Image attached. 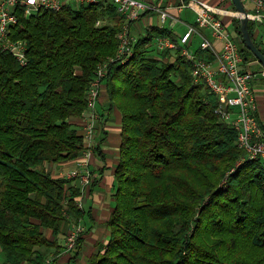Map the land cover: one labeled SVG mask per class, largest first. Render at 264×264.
<instances>
[{
    "label": "trees",
    "instance_id": "16d2710c",
    "mask_svg": "<svg viewBox=\"0 0 264 264\" xmlns=\"http://www.w3.org/2000/svg\"><path fill=\"white\" fill-rule=\"evenodd\" d=\"M118 17L105 0L18 11L13 38L26 41L28 62L0 51V264H55L59 234L90 215L78 204V176L54 177L48 165L85 150L71 119L87 109L98 65L116 55L125 23ZM233 22L244 61H257L237 15ZM248 26L264 54L250 16ZM166 35L152 26L126 62L108 67V107L122 114V141L108 242L87 264H264V162H240L238 132L194 82L191 61L153 55L152 40Z\"/></svg>",
    "mask_w": 264,
    "mask_h": 264
},
{
    "label": "built area",
    "instance_id": "2783aa9c",
    "mask_svg": "<svg viewBox=\"0 0 264 264\" xmlns=\"http://www.w3.org/2000/svg\"><path fill=\"white\" fill-rule=\"evenodd\" d=\"M102 0H0V51L11 53L24 66L28 62L27 43L23 39L13 38V27L18 23V11L21 9L25 16H30L40 9L60 11L66 6L78 8L82 5L97 4ZM116 6L119 16L124 20V26L118 33V49L115 57L100 63L96 69L87 92V109L83 115L85 119L83 138L85 150L77 158L80 163L71 173L83 179V189L91 184L92 174L88 169L89 159L97 145V104L105 88V77L111 62L121 60L126 62L134 53V43L137 41L131 31L130 23L139 20L146 12L157 10L162 23L171 16L169 9H161L157 5H148L142 0H105ZM248 4V14L254 20L264 19V0H241ZM176 9L191 10L195 15V23L188 24L180 42L170 36H160L156 48L161 56L171 50H178L181 56L192 62L191 74L194 82L203 83L208 91L215 95L218 105L216 113L222 120L228 122L238 132V146L245 155L240 162L254 158H261L264 162V131L257 117L258 101L253 86L255 71L250 69L251 63H246L240 51L237 36L228 28L217 15L218 12L207 3L200 0H180ZM237 15V14H236ZM208 34V35H207ZM199 36L200 49L211 51L215 59L198 57L189 48L195 37ZM221 41L218 48L216 41ZM157 58V57H156ZM159 58V57H158ZM84 167V168H83ZM83 195L78 199L80 207L84 204ZM84 226L82 223L74 226L67 235L68 250L77 246V240Z\"/></svg>",
    "mask_w": 264,
    "mask_h": 264
},
{
    "label": "crops",
    "instance_id": "0c3cea01",
    "mask_svg": "<svg viewBox=\"0 0 264 264\" xmlns=\"http://www.w3.org/2000/svg\"><path fill=\"white\" fill-rule=\"evenodd\" d=\"M148 5H157L161 9L168 8L171 16L165 23H162L160 19V13L157 10H150L146 12L139 20L130 23V31L135 38H139L148 33L152 26H158L168 28L171 30V38L180 42V39L184 32L187 30L188 24L195 23V15L189 9H183L181 11L176 9V4L180 3V0H142ZM207 3L212 8L217 10L218 16L225 22L228 28L236 35L233 27V20L236 17V12L233 6L228 0H200ZM121 16L118 17V19ZM122 21L124 19L122 18ZM256 34L259 42L264 46V19L256 20ZM208 35V34H207ZM237 36V35H236ZM160 36L154 37V45L151 47L154 56L161 58L156 48L157 39ZM199 41V44L197 43ZM200 37L194 38L189 50L197 54L200 49ZM218 48L221 47V41L215 42ZM205 56L203 58L215 59L211 51L204 50ZM178 50H171L167 54L166 59L174 61L178 54ZM210 54L212 56H210ZM256 62V61H254ZM252 62V63H254ZM251 63V65H252ZM263 70H257L255 72ZM254 89L257 94L258 111L257 117L261 128H264V80L256 79ZM108 94L104 88L102 91L101 99L97 104L98 120H97V145L100 148L99 153H93L89 159L88 169L92 174V181H96L93 189H90V185L84 189L81 187L83 193V208L89 210V216L81 220L85 231L82 233V245L80 251L78 247L68 250L66 247L67 235L70 233L73 226L77 224L70 221L64 228V232L59 234L58 242L61 251L57 255H53L56 260L55 264H87L90 256L98 248V244L106 245L109 237V229L107 228V222L110 218L111 212L114 207L113 193L115 192V169L119 163L120 145L122 141L121 137V121L122 114L119 109L108 107ZM71 122L78 127V131L83 134L85 119L84 116L71 119ZM262 128V130H263ZM264 131V130H263ZM79 162L76 159L64 161L57 164H49L48 169L54 177H68L67 173L74 170L79 166ZM84 168V167H83ZM77 183V180H76ZM80 186V184H79ZM50 236V231L47 232ZM78 251V252H77Z\"/></svg>",
    "mask_w": 264,
    "mask_h": 264
},
{
    "label": "water",
    "instance_id": "95a60500",
    "mask_svg": "<svg viewBox=\"0 0 264 264\" xmlns=\"http://www.w3.org/2000/svg\"><path fill=\"white\" fill-rule=\"evenodd\" d=\"M234 7L236 9L237 17L240 20V27H241V36L240 39L244 42V44L253 52L257 61L262 65L263 70L258 71L254 75V79L264 80V54L261 50L257 47L256 43L254 42L253 37L249 31V14L241 0H232Z\"/></svg>",
    "mask_w": 264,
    "mask_h": 264
},
{
    "label": "rangeland",
    "instance_id": "374dc122",
    "mask_svg": "<svg viewBox=\"0 0 264 264\" xmlns=\"http://www.w3.org/2000/svg\"><path fill=\"white\" fill-rule=\"evenodd\" d=\"M211 1H213V0H211ZM247 5V7H248V4H246ZM232 30V29H231ZM144 35H146V33H144ZM197 43L199 44V41H197ZM152 47H153V45H154V39L152 40V42H151V44H150ZM153 53V52H152ZM153 55H154V53H153ZM250 69L251 70H253V71H257V70H260V69H262V65L259 63V62H254V63H252V65L250 66ZM257 82V80L256 79H253V83L255 84ZM73 171V170H72ZM81 174H83L81 171H80V173L77 175L78 177V179H77V184L79 185L80 184V187H83V179H82V177L80 176ZM67 175H69L68 177H74V175L71 173V171H69L68 173H67ZM73 228H74V226L72 227V229H71V231L73 230ZM53 258V255L52 256H50L49 257V259L51 260Z\"/></svg>",
    "mask_w": 264,
    "mask_h": 264
}]
</instances>
